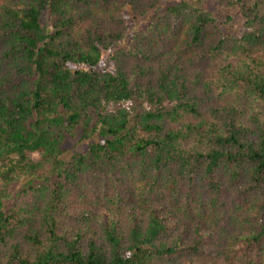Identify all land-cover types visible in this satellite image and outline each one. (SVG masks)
Here are the masks:
<instances>
[{
	"label": "trees",
	"instance_id": "trees-1",
	"mask_svg": "<svg viewBox=\"0 0 264 264\" xmlns=\"http://www.w3.org/2000/svg\"><path fill=\"white\" fill-rule=\"evenodd\" d=\"M190 1L0 0V264H264V0Z\"/></svg>",
	"mask_w": 264,
	"mask_h": 264
},
{
	"label": "rangeland",
	"instance_id": "rangeland-1",
	"mask_svg": "<svg viewBox=\"0 0 264 264\" xmlns=\"http://www.w3.org/2000/svg\"><path fill=\"white\" fill-rule=\"evenodd\" d=\"M194 0H191L190 2L192 3ZM194 3H196L198 6H203L204 3H207L208 5H212V7H215L218 5L217 0H195ZM235 19L236 25L237 26H242L243 25V20L240 18H236L233 16ZM125 20L127 23V26L130 31H134L136 29V26L133 24L132 19L130 17V10L126 9L125 10ZM120 46L116 45L110 48L108 51L104 52L101 56L99 64L94 67L90 68L88 66H80L79 69L85 72L88 71H93L96 73H107V72H114V63L111 59L112 54L118 50ZM105 114L107 115L108 119H116L119 118L120 113L126 109L123 105L120 104H108L105 105ZM93 125L96 124L97 126L100 125V123L97 121L91 122ZM100 138L95 135L91 139H89V142H99ZM88 146V142H83L81 141V133L77 134V136L74 139H67L65 142V154L64 157H69L76 153L79 150H84Z\"/></svg>",
	"mask_w": 264,
	"mask_h": 264
}]
</instances>
